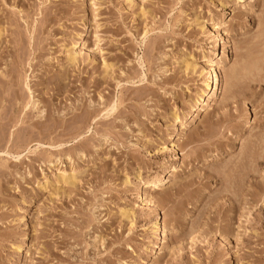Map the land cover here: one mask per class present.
<instances>
[{"label":"rangeland","instance_id":"1","mask_svg":"<svg viewBox=\"0 0 264 264\" xmlns=\"http://www.w3.org/2000/svg\"><path fill=\"white\" fill-rule=\"evenodd\" d=\"M0 264H264V0H0Z\"/></svg>","mask_w":264,"mask_h":264},{"label":"bare ground","instance_id":"2","mask_svg":"<svg viewBox=\"0 0 264 264\" xmlns=\"http://www.w3.org/2000/svg\"><path fill=\"white\" fill-rule=\"evenodd\" d=\"M223 62V61H222ZM220 63V62H219ZM217 64V63H216ZM214 66V65H213ZM210 73H211V76L210 77H212V79H210L212 82H210V83H212V87H211V89H210V91H209V94L207 95L208 97H206V98H208L207 99V104L205 105V106H207L208 105V102L210 101V99L211 98H214V97H216L217 95H218V92H219V90H220V83H219V80H218V73H217V70L213 67L211 70H210ZM214 86V87H213ZM207 107H209V105L207 106ZM204 108V107H203Z\"/></svg>","mask_w":264,"mask_h":264}]
</instances>
